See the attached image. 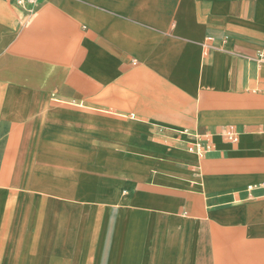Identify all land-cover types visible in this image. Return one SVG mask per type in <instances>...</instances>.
<instances>
[{
    "label": "crops",
    "instance_id": "0c3cea01",
    "mask_svg": "<svg viewBox=\"0 0 264 264\" xmlns=\"http://www.w3.org/2000/svg\"><path fill=\"white\" fill-rule=\"evenodd\" d=\"M263 47L264 0H0V264H264Z\"/></svg>",
    "mask_w": 264,
    "mask_h": 264
},
{
    "label": "built area",
    "instance_id": "2783aa9c",
    "mask_svg": "<svg viewBox=\"0 0 264 264\" xmlns=\"http://www.w3.org/2000/svg\"><path fill=\"white\" fill-rule=\"evenodd\" d=\"M21 3L27 4L30 7H35L40 0H19ZM258 62L263 63L264 64V47L262 49V51L260 52L259 56H258ZM228 139L233 142V143H237L239 136L237 133H235L234 131H231L227 134Z\"/></svg>",
    "mask_w": 264,
    "mask_h": 264
}]
</instances>
